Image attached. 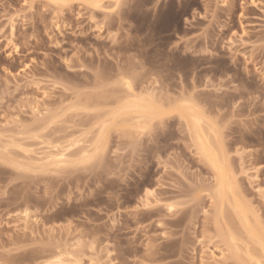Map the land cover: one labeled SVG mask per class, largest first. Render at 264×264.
Here are the masks:
<instances>
[{"label":"rangeland","instance_id":"rangeland-1","mask_svg":"<svg viewBox=\"0 0 264 264\" xmlns=\"http://www.w3.org/2000/svg\"><path fill=\"white\" fill-rule=\"evenodd\" d=\"M70 1L0 0V264L61 250L81 264H248L227 249L215 172L182 117L191 105L214 128L264 233V0ZM124 81L164 115L108 119ZM103 121L85 165L26 166L91 151Z\"/></svg>","mask_w":264,"mask_h":264},{"label":"bare ground","instance_id":"bare-ground-1","mask_svg":"<svg viewBox=\"0 0 264 264\" xmlns=\"http://www.w3.org/2000/svg\"><path fill=\"white\" fill-rule=\"evenodd\" d=\"M51 1L55 2V0H51ZM82 1L85 2L86 4H88L90 7H95V8H99V7L103 6V5H101V3L104 2L103 0H82ZM113 1L115 3H118L120 0H113ZM70 2H73V1L71 0ZM110 2H111V0H110ZM55 3H57V2H55ZM123 87L125 88L124 89V91H125L124 95L123 96L119 95L120 97L117 96V98L115 99V100H117L116 106L111 111L110 118L107 117L108 119H110L112 121L116 118H125L126 121L132 120L134 122V124H137L140 126V124H147V122H150L154 119L160 118L161 116L164 115V109L165 108L163 109V105L160 106L161 104L160 105L158 104V102H159L158 100H156V101H158V102H156L155 98L153 99L152 96L150 97L149 96L150 94H148L147 96L143 95L145 93H143V94L138 93L137 94L133 88H131V90H129V88L126 86V83L123 84ZM184 100H186V99H184ZM181 102H183V101H181ZM181 108H183V107H181ZM182 118L184 120L183 122H185V124L188 126V129H189L190 134H191V135L189 134V136H191L192 141L196 146V149L198 150L200 155L204 159H206L207 162H209V164L211 165L212 169L215 172L214 174H215L216 184H215L213 191H214L215 200H217V204H218L216 214H217V217H219V219H221L222 222L224 223V230L226 233L224 232L225 235L222 234V236H224L226 238V239L224 238L225 241L227 240V249H229L228 251H230L233 256L238 258V260L240 258V255L242 254L247 259L248 264H252V262H254L255 264H264V262L261 261L260 256L257 257V255L260 254L262 256V258H264V233L262 232V229L258 228L259 230H257L252 225V223H251L252 218L250 219L252 211H250L248 206L246 204H243L242 201L239 198H237V196L235 195V183L230 177V172H229L228 167H227V161L225 159V156L217 149V146L219 144V140H218L217 134L213 131L214 128H213V130L211 127H208V129H206L205 128V119L203 118V116H201L200 113H198V111H196L193 106L188 105V104L184 105V115ZM111 121H107V122L103 121V123H101L102 129L99 131V135L98 136L96 135L97 136L96 139L94 141L92 140L93 142L90 143V147L92 146L91 151H89L88 149L85 150V148H86V146H85L84 150L82 151V155H80L79 158H77L75 160L73 158V160L71 161L68 154L64 153V151L58 150L60 148H56L57 149L56 151H58V152H54L52 154L49 153L50 155L47 154V156H45L43 158L38 157V159H33L30 155L31 158L29 157L30 158L29 159V158H27L29 156V154H28V156L25 155L26 158L29 159V161H30V163H28V164L26 163L27 165L26 164L25 165L28 167L37 168V169L42 170V171H47L50 168H54V167L66 168L69 166L72 167L75 164H84V163L90 161L94 155L93 153H95L99 149V145L103 142V140L105 138V132L103 131L104 122L108 123ZM114 121H116V120H114ZM134 124H133V126H134ZM129 125H131V124H129ZM144 128H145V125H144ZM137 131H139V130H137ZM15 146L20 148L19 145L15 144ZM13 148L15 149V147H13ZM6 150H8V149L6 148ZM25 152L28 153L30 151L28 150ZM30 154H32V153L30 152ZM33 154H35V153H33ZM36 157L37 156H35V158ZM71 157H72V153H71ZM77 157H78V155H77ZM25 161L27 162V160H25ZM21 163H22V161H21ZM22 164H24V163H22ZM78 167H80V166L78 165ZM226 204H228V206L230 207V209L234 213L235 217L238 219V221L240 223V227L242 228L241 230H243L244 234L246 235V236L244 235L245 238L248 237V242L251 241L250 244L254 243L256 245L259 254L254 255V252L252 251L253 249L250 250V248H249V243H246L244 240L243 241L245 243H243L241 241V239L236 237L235 234L229 229L226 218L224 217V210H225ZM225 216H227V215H225ZM257 227H259V226H257ZM221 233H222V231H221ZM241 248H243V249H241ZM61 251L56 252V254L52 253L49 256H44V257L42 256V258H39V259H37V261H34L35 262L34 264H81L82 263L81 260H80L81 261V263H80L79 260L74 259V258H76L75 255L72 256L71 254L70 255L66 254L67 253L66 251L65 252L64 251L61 252ZM68 253H70V252H68ZM241 262H242V260H241Z\"/></svg>","mask_w":264,"mask_h":264},{"label":"snow or ice","instance_id":"snow-or-ice-1","mask_svg":"<svg viewBox=\"0 0 264 264\" xmlns=\"http://www.w3.org/2000/svg\"><path fill=\"white\" fill-rule=\"evenodd\" d=\"M55 2H57V3H63L66 6L67 3H68V0H55ZM125 83H126V86L129 88V90H131V88L133 87V85L131 83H129V82H125ZM193 198H195V197H193Z\"/></svg>","mask_w":264,"mask_h":264}]
</instances>
